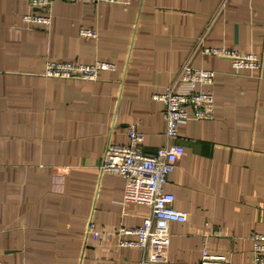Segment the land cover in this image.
<instances>
[{
    "label": "crops",
    "instance_id": "1",
    "mask_svg": "<svg viewBox=\"0 0 264 264\" xmlns=\"http://www.w3.org/2000/svg\"><path fill=\"white\" fill-rule=\"evenodd\" d=\"M54 0L48 27L27 23V0H0V261L7 264H139L147 205L124 203V180L103 173L109 145L167 142L164 94L190 59L215 71L211 120L180 124L184 155L164 190L188 214L170 225L168 261L201 264L203 251L253 264L264 233V0ZM82 29L95 31L81 36ZM201 44L255 55L261 69L195 51ZM50 61L115 65L95 81L56 79ZM181 93L192 91L188 84Z\"/></svg>",
    "mask_w": 264,
    "mask_h": 264
},
{
    "label": "built area",
    "instance_id": "2",
    "mask_svg": "<svg viewBox=\"0 0 264 264\" xmlns=\"http://www.w3.org/2000/svg\"><path fill=\"white\" fill-rule=\"evenodd\" d=\"M30 6L39 11L24 16L27 23L48 27L50 11L54 0H27ZM75 3H112L127 5L131 0H61ZM228 0L223 2L222 8ZM81 36L94 37L95 31L82 29ZM227 58L235 68L261 69L262 60L255 55H241L226 48H208L199 44L195 51ZM115 65L98 61L93 64L50 61L45 75L56 79H80L95 81L101 71H112ZM215 71L195 68L190 59L182 66L173 85L164 94H155L154 99L164 104L167 142L155 153L147 154L142 148L143 136L137 125L128 128V145H109L101 163V171L120 176L124 180V203L147 205L151 214L142 226L134 229H121L122 234L135 235L136 240H124L121 247H136L142 252L139 264H172L168 261L171 240L170 225L185 223L188 214L174 207L175 197L164 190L169 175L177 161L184 155L183 146L176 144L180 124L190 119L211 120L213 118L214 96L206 87L213 84ZM182 84L192 87L190 93L178 90ZM253 242V264H264V233H255ZM0 264H7L0 261ZM201 264H229L224 258L203 251Z\"/></svg>",
    "mask_w": 264,
    "mask_h": 264
}]
</instances>
